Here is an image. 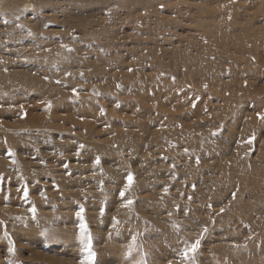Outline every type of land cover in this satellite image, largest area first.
<instances>
[{"label":"rangeland","instance_id":"374dc122","mask_svg":"<svg viewBox=\"0 0 264 264\" xmlns=\"http://www.w3.org/2000/svg\"><path fill=\"white\" fill-rule=\"evenodd\" d=\"M257 113L264 0H0V264H264Z\"/></svg>","mask_w":264,"mask_h":264},{"label":"snow or ice","instance_id":"6c2138e0","mask_svg":"<svg viewBox=\"0 0 264 264\" xmlns=\"http://www.w3.org/2000/svg\"><path fill=\"white\" fill-rule=\"evenodd\" d=\"M69 50L71 51V49H69ZM45 78L47 79V77H45ZM73 92L76 93V90L73 89ZM51 106H52L51 102H49L48 108H51ZM257 116H258L259 119L264 121V113H257ZM221 131H222V129H221ZM212 135L213 136L217 135V132H215V131L212 132ZM254 139H255V136L253 135V136H251L249 138V140L247 142L249 144H251ZM81 147H83V145H81ZM8 151H9L10 155L13 154V153H11L10 150H8ZM197 160H198V158H197ZM100 162H101L100 158L96 157L95 163L97 165H99ZM65 167L67 168V165H65ZM2 180H3V177H0V181H2ZM126 180H127V183L125 185V188L123 190L119 191V196L120 197H124L126 191L128 190V188H130L132 186V184L134 182L133 174L129 172L127 177H126ZM23 195H24L25 198H27L29 196V190H28L27 187H25L23 189ZM233 195H235V194H233ZM132 203H133V201L131 199H129V200H127V204L125 206H130V205H132ZM29 211L33 214V216L36 215V211L37 210H36V208L34 206L32 208H30ZM100 211H101V213H103L104 209L102 208ZM223 211L224 210L221 209V212H223ZM84 212H85V209H84L83 206H81L79 208V210L75 213V215L77 217H79L80 220H81V223L79 225V227H80V235H79L78 239H79V242L83 245V252L85 253L83 259L80 260V264H96L97 253L93 250V236L89 232L87 224L83 222V220H84V215H83ZM169 215H171V214H169ZM204 232H207V228L206 227L204 228L203 232L200 233V235L202 236L204 234ZM4 235H5V237H7L8 242L10 244L13 243L11 236H9L7 232H5ZM132 239H133V242H135L136 237H133ZM200 246H201V240L198 238L190 246L185 247L183 252L181 253V255L183 256V258L185 260L194 259V257L191 256V254L196 253L197 249ZM11 250L14 251L15 248L13 247ZM131 250H132V245H129L128 246V253H126V254H130ZM140 264H146V262L145 261H141ZM169 264H171V261L169 262Z\"/></svg>","mask_w":264,"mask_h":264}]
</instances>
